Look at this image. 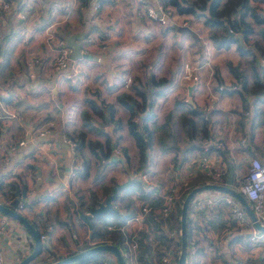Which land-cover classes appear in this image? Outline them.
<instances>
[{"label":"crops","instance_id":"0c3cea01","mask_svg":"<svg viewBox=\"0 0 264 264\" xmlns=\"http://www.w3.org/2000/svg\"><path fill=\"white\" fill-rule=\"evenodd\" d=\"M47 1L41 0L42 3ZM249 1L256 6L264 5L263 0ZM85 5L84 3L82 6ZM34 10L36 12L33 15H28L26 25L21 27L26 29L29 34V43L24 46L19 42L21 31L19 27L22 24L20 25L18 21H10L0 15V49L2 46L7 51L4 52L7 57L5 64L0 61V187L7 190L10 181H15L16 189L12 195L13 197H19V201L24 204L20 212L26 216L29 222L33 220L38 226L44 222L50 224V226L52 225L51 230L47 231V238L41 241L40 252L42 256L46 255L48 258L51 256V259H53L72 254L82 249L84 242L89 244L91 240V228H88L78 217L76 194H81L86 199L88 190L92 189L98 197L97 201L102 200L107 194L102 192L99 179L97 180V185L93 183L95 180L92 182V186L91 183L90 186L85 185V181L91 178L89 174L91 173V166H89L86 176H80L77 172L74 177L69 175L71 163H75L77 166L81 165L84 148L82 150L78 149L75 146L74 139L70 136L74 142L71 147L62 133L66 132L69 134L73 130L82 127L80 124V110L86 107L85 97L89 96L96 101L102 97L105 102L101 103L100 106L110 102L114 108L113 117L125 119L127 111L126 115H124L125 112L123 113L119 106L124 107L116 100V94L120 90L126 89L121 87L123 78L128 74L125 73L123 75L122 64L126 67H129V65L138 67L142 64L145 65L147 70L150 69L154 63L141 59V63L134 64L132 58L145 52L148 45L158 35L168 37L171 34L176 40L180 39L178 46L183 47V44L187 42L185 45L190 48V51L192 49L190 43L195 42L196 39L187 31L179 30L177 28L179 25L169 26L170 28L166 27L167 25L159 24L157 26L156 21L153 19L144 15H133L125 8V0L105 3L99 14L88 6L79 12L77 11L76 15H70L69 20L63 24L59 32L64 36L66 43V39H70L72 33L84 31L85 35L81 40L80 48L81 51L87 52L89 56L70 58L67 68L61 70L52 64V51L46 50L42 46L39 27L35 25V20L40 16H44L43 8L39 9L36 5ZM37 13L40 15H36ZM179 15L185 17V19H182L179 16L184 20L183 26H186L198 36L197 31L190 24L189 16L191 14L180 13ZM199 18L197 17L196 20ZM199 25L207 28V25L203 22H199ZM133 35L136 36V39ZM186 38L187 41H185ZM140 40H144V43H140ZM176 40H171V45L177 42ZM135 43L144 44L143 50L137 51L133 47ZM101 44H105V46L101 47ZM229 44L214 45V50H219ZM198 48L201 55V45ZM38 53L41 56V60L35 69V76H25V60L30 55ZM161 56L159 57L160 59ZM180 64L175 69L177 70L176 75L179 72ZM212 64L214 68L217 65L215 63ZM200 67V72L203 75L200 76L198 83L191 86L190 89L192 104L196 103V105L198 101L194 97L199 91L204 92L205 81L211 78L206 65L201 63ZM67 72L71 73L70 78L65 76ZM165 77L160 84L156 87L154 86L158 90V94L152 97V103L158 102L162 96L167 95L172 98L173 104L176 99L174 96L177 91L180 92L178 90L181 85L179 78L177 76L174 79L171 76ZM205 91L207 92V89ZM232 92L235 91L227 93ZM216 97L217 95L215 94L213 99ZM247 98L249 100L248 109L243 110L245 113L243 117L244 124H242L241 128L239 127V119L243 109V103L240 102L242 109L241 107L239 108V113L238 109L230 113L231 124L229 129H227L232 131L233 128H236L237 131L242 132L241 134L247 140L246 144L237 143L234 135L224 134L225 132H219L216 129L218 134H222L221 136L224 140V149L222 150L226 152L227 158L225 160L229 162L228 167L232 169V180L234 181L239 175L235 164L237 165L241 151H243V154L245 152L246 160L251 155H257L259 159L264 161V137L262 136L264 132V121L262 120L264 100L255 101L252 95H247ZM217 106H222L219 101L212 108H217ZM253 106L256 107V112L252 109ZM143 112H147V110ZM153 115L154 112L152 111V115L146 118L148 126L150 125L147 120L151 119ZM251 119L254 122L253 125ZM43 124L51 128L44 133H39V128ZM112 125L113 123H109L105 126V131L109 134L110 146L123 142L121 144L125 146H121V148L127 147L129 152L127 151L126 153L129 155L126 158L122 150L121 155L109 153V158L114 159L115 163H110L104 168L105 173L102 179L107 184L111 182V177L115 183L131 178L130 170L126 166L133 161L135 163V159L138 156L133 140L124 124L122 123L119 128L114 130H112ZM211 131L209 129L210 134L213 132ZM89 133L92 134L91 132ZM116 136H118V142L115 143ZM98 137L103 140L101 136ZM20 138L23 139V142L18 144L17 141ZM151 147L152 145L147 151V169L149 172L154 170L153 166L155 164V158L150 155V152L154 153L153 148L150 151ZM227 148H231L230 156ZM111 149L112 147H110ZM207 149L204 150L199 147V149H191L189 153L196 152L193 158H201L210 154L214 156L218 155L217 153L223 156L218 148L209 146ZM177 157L178 155L171 160L173 162L172 168L180 170L178 166L181 162H183L182 165L184 167L189 165L190 159H185V153L178 160ZM93 160L94 158L90 156V164ZM188 169L186 168L189 172L191 169ZM197 171H195L196 174L189 172L191 175H184L186 182L183 183V186L187 184V181L192 180L193 176L197 175ZM173 172V169L168 167L166 169L165 167L161 179L163 181L171 179ZM114 173L116 174L114 175ZM177 173L175 172V174ZM106 180H109V182ZM22 188H24V194H22ZM121 189L122 187L118 189L117 197L112 200V204L116 211L121 213L126 212L123 201L129 200L133 206L134 214L120 226L125 238H130L131 235L137 236V249L134 250L135 253L132 257L137 264H158L156 261L158 259L157 244L166 242L168 239L165 234L166 227L173 228L174 221L164 222L162 220L158 222L156 218L152 219L148 216L149 218L146 217L144 220V226L146 227L147 221L151 222V226L148 229L142 228L141 221H136L132 217L146 201H149V199L157 200L158 197L148 196V199H143L139 196L138 191H132L127 195L123 194ZM81 191L83 193H80ZM206 212L207 216H205L203 222L205 226L199 233L200 237L198 238L197 247L194 250L190 249L191 252L187 253L188 258L186 255L183 264H185L186 260V264H264L263 239L255 236L251 237L252 228L248 224L243 225L238 230L235 221L226 217V210L222 206H208ZM102 221L103 217H90L92 224L98 225ZM160 224L165 229L161 228ZM24 230L22 226L15 224L8 230L7 235L3 237L1 248L3 264H15L17 254V241L15 240L18 239V233L22 234ZM10 236L12 237L9 238ZM109 257L111 264H117L114 256L111 255Z\"/></svg>","mask_w":264,"mask_h":264},{"label":"trees","instance_id":"16d2710c","mask_svg":"<svg viewBox=\"0 0 264 264\" xmlns=\"http://www.w3.org/2000/svg\"><path fill=\"white\" fill-rule=\"evenodd\" d=\"M81 1L84 2L85 0ZM162 1L167 4H171L177 12H187L195 16H202L204 24H206L208 27V37L215 46L227 45L231 42H234L235 49L238 51V54L245 57L246 64L244 65V69L247 71L248 77L243 68L239 67L238 63H231V61L229 60L226 61L228 70H230L234 75L236 81L240 82V87H236V81L234 85L232 84L231 89H227L225 85H220L221 78L217 74V68L215 67L213 71L215 73L217 83H215L214 88H219L218 86L220 85V91H238L242 99L243 110L248 109L249 100L247 98V95H252L255 101L264 100V61L262 62L260 60L264 57V12H261L260 7L251 4L249 0ZM225 25L230 27L233 32H240L242 41L245 43L244 46H242L236 38L230 37L228 35L229 31H227ZM177 28L181 31H187L190 35L193 36V38L199 40L198 36H196L195 33L188 29L186 26L181 25ZM250 35L252 36V39L247 42V39ZM199 45L202 44L200 43ZM0 52V61L1 63L5 64V62L7 61V57L5 56L6 54L4 52L7 51L1 46ZM144 75L145 78H143L142 82L135 76L132 81L130 80V84H128L129 88L126 87L127 89L120 90L116 94V100L127 111V116L125 119L122 120L121 118L113 117L114 108L110 102L105 103L103 106H100L101 102L93 100V98L87 96L85 97L86 107H83L80 110V124L82 127L73 130L69 134L66 133L67 137H69L70 139H74L75 146L78 149L82 150V148H84L82 163L81 165L76 167L77 174L80 176H86L89 166H95L96 173L93 176V179L95 181L99 179L102 192L104 193L110 192L112 185L115 183L112 177L109 184L105 183L102 179L105 173V166L110 163H115L114 159L109 158L110 147L112 146H110L109 134L105 131V126L107 124L113 123L112 130H114L115 128H119L122 123L124 124L127 132L133 140L138 153V156L135 159L134 163L135 169H144L145 171L148 170L147 151L152 145V128L147 125L146 118L152 115V111H150L151 100L153 96L158 94V90L154 88V86L156 87L166 77L164 75L156 77L154 73L151 72V70H146ZM167 78L169 79V77ZM179 102H181L179 98H176L174 101V103ZM252 109L256 112L255 106H253ZM145 110H147V112H143ZM185 110L189 113V115L182 113L180 116V122L186 134L188 136H191L192 133L196 131L197 127H199L201 131V135L198 137V140L196 142L192 141L190 144H188L187 147L196 146L198 148H203V145L207 143V140L209 141L212 138V134L209 133V127H207V120L205 122L204 119L197 121L194 119L192 115L197 114V112L199 113L200 110L196 107V105L192 104V102H187V107H185ZM135 112L138 113V121L133 120V115L135 114ZM244 116V111H241V118L239 119L240 128L242 124H244ZM262 120L264 121V111H262ZM251 123L252 125L254 124L252 119ZM86 130H88V132H86ZM89 132H91L92 134H90ZM98 136H101L103 140ZM203 138L207 139L205 140L206 142L204 141L205 143L201 141V139ZM114 142H118V136H116ZM218 149H220L219 151L222 152L223 157L227 158L226 152L221 148ZM121 150L127 158L128 154L126 153V148L122 147ZM90 156L94 158L91 164ZM198 177L201 178V180L199 181L200 183L204 182L205 180H214L211 178L210 174L197 171V175L192 179L188 188L181 191L180 198L176 199L177 211L175 213V217L177 214V221H179L180 216V207L182 204L181 200H183L185 192L189 190L193 185L197 184L195 180ZM15 189V181H10L9 185L7 186V190L1 188L2 193L6 197L10 196V198H13L12 193ZM121 190L123 194L127 195H129L132 191H138L139 196L143 199H148L149 196V193L143 189L141 183L133 178H131L129 182L122 187ZM88 192L89 197L87 199H85L81 194H76L79 212L87 211L89 206L96 204L98 198L96 193L92 189H89ZM149 201H146V203L144 204L151 208L157 207L160 204L159 198H157V200L149 199ZM130 205L131 201L125 200L123 201V206L126 207V212L121 213L119 211H113L110 213H106L103 216V221L98 225L91 223L90 235L91 240L94 241L93 244L112 243L116 245L119 250L126 249L125 245L123 244V240L125 239V237L120 229V226L127 218L131 217L134 214L133 206ZM188 220L189 218L186 214V246L189 248L190 246H192V242H190ZM30 223L37 230L38 234H40L41 232L47 234V226L49 224H47L46 222L39 226L33 220L30 221ZM88 246H90V244L84 242L82 249ZM111 255L112 253L110 251L102 250L65 264H105V262L110 260L109 256ZM63 257H55L53 259H50L48 262H44L43 264H48Z\"/></svg>","mask_w":264,"mask_h":264},{"label":"rangeland","instance_id":"374dc122","mask_svg":"<svg viewBox=\"0 0 264 264\" xmlns=\"http://www.w3.org/2000/svg\"><path fill=\"white\" fill-rule=\"evenodd\" d=\"M90 1L91 0H85L84 2H82L81 0H74L71 8L68 9V10H66L65 5H63L62 6L63 15H76L77 11L79 12L81 9H85L88 6L91 7ZM159 1H160L159 5H161L162 11L168 10L170 12L169 21L167 23H165V24L160 23L155 18L149 16V14L147 13L146 7H152L153 3H155L153 0L151 2H143L138 7V9L136 11H133L132 7L127 5V3L125 1V8L128 11H130L133 15H144V16L150 18V19L155 20L157 26H159V24L160 25H167L166 27L170 28L169 26L173 27L175 25H179L180 26V25L184 24V22H183L184 20H182V19H185V17L183 15L180 16L179 14L180 13H187V12H177L175 10V8L171 4L164 3L162 0H159ZM114 2H116V0H99L98 6H97L96 9H94V11L99 14V12L101 11V8H103V5L105 3H114ZM84 3L86 5L82 6ZM36 5L38 6L39 9L44 7L41 4V0H24V4L22 6L26 7L28 9V11H27L25 22L18 21V22H20V25L22 24L21 26L19 25L20 26L19 28H21L23 25H26V23L28 21L27 20L28 19V15H33L36 12L34 10V7ZM257 6L259 7L260 5H257ZM260 9H261V12H264V5L260 6ZM48 12L49 11H47V13ZM74 12H75V14H74ZM8 14H9V12H7V10H5L4 8H0V15L4 16L6 19H8V16H11V15H8ZM189 14H191V13H189ZM184 15H187V14H184ZM179 16L182 17V19ZM42 17L43 16H40V17H38L35 20V22H36L35 25L36 26H38V27L40 26V25H38V23H39V21L41 20ZM192 17H193V19H192ZM197 17L198 18L200 17V18L198 20H196ZM189 18H190V22H191L190 23L191 27H193L197 31L198 38H199V40L195 41L191 37L192 40L195 41V42L191 41L192 43H190V45L192 47L191 51H190V48H187L186 45H185L187 42H185L183 44V47L178 46L179 45L178 41L180 39L178 38L176 40L174 38V36H172L171 34H170V36H168L170 38H168L167 36L164 37L162 35L161 36L158 35L157 38L153 39L150 44L148 43L149 45L146 44V45H148V47L145 49V52H142L140 55L133 56V58H132L134 64L141 63V59L143 61H146V62L150 61V63H152V64L154 63L153 66L150 69H148V70H151V72L154 73V75L156 77H158L160 75H165V76H171L172 79H174V77H176V76H177V78H179L178 77L179 72H177V75H176V71L177 70H175V69H176L177 66H179L180 63H182L183 60H185V58H188L190 60V64H191L192 69L196 72V74L198 76V79H197L196 83L181 82L180 81L181 85H180V87H178V90L180 92L177 91L176 95L175 96L173 95V96L175 98L179 97L181 102L172 104V102H173L172 98H169L167 95L162 96L158 100V102H156V103H152L151 102V109L150 110L154 112V115H153V117L151 119L147 120V122L149 123L150 127L152 128V131H151L152 147L150 148V151L153 148L154 153L150 152V155L155 158V164L153 166L154 170L152 172L151 171L149 172L148 170H146V172L148 173L149 177L152 179L153 182H155V183H159L160 182L161 183V182H163V179H161V177H162V173H163L165 167H166V169H167V167L171 168L174 171L173 175H172L173 177H170L171 179H167L166 181L174 183V184L177 183L179 185L178 186V190L176 192V195H174V197H173V201H174L173 210L168 214V216L165 219H163L164 222L174 221V225L172 224L173 228L166 227V231L168 229H174L175 230V237L173 239H171V240L173 242H175L174 251L176 253V258L178 256L179 248H180V230H179V221L176 220L177 214H176V217H175V213H176L177 210L174 212L175 201H176V199L180 198L181 191H183L186 188H188V186L190 185V183L192 181V180L187 181V184L183 186V183L186 182L185 178H184L185 177L184 175H189L190 174L189 172L195 173L196 170L192 171V170L188 169L189 170V172H188L186 170V168H188V167L187 166L184 167L182 165L183 162H181L179 164V166H178L180 170H176L175 168H172L173 167V162L171 160L176 155H178L177 160L180 159V157H182V155L184 153L186 154V158L185 159L186 160L190 159L189 162L191 160H196V159L199 158V157L198 158L197 157L193 158V156L195 155L196 152L195 153L192 152V154L189 153L191 151V149H199V148H197L196 146H193V147H187V146L192 141L196 142L198 140V137L201 135V131H200L199 127H197L196 131L194 133H192L191 136H188L186 134L185 130L183 129V126L181 125L180 116H181L182 113H185L186 115H189V113L186 112L185 107H187V102H192V99H191L190 91H188V90L186 91V89H188V85H190V84L192 86L197 84L199 79H200V76L203 75L202 72H200L201 63L206 65V67L209 70V75H210L211 78L210 79H206V81H205V86L206 87L204 89V92L199 91V93L194 97L198 101L197 105H196V103H194V104L196 105V107L200 111H199V113L197 112V114H194L192 116L194 117V119L196 121L204 119L205 122H206V120H207V127H209L210 131L211 130L213 131V132L211 131L212 132L211 140L216 138L219 141H224L223 137L221 136L222 134H218L216 132V129H218L219 132H223V133L225 132L224 134H228L229 133L232 136L234 135L236 137V142L237 143H240V144L241 143H245L246 144V142H247L245 136H243L241 134L242 132L240 133L239 131L236 130V128L232 127L233 128L232 131H228L227 130V129H229V126L231 124V122H230V120H231L230 119V113L234 112L235 109H238V113H239V108L241 107L240 102L242 103V99H241L240 94L238 93V91H235V92H232V93H227V92H224V91H220V88H214V85H215V83H217V81H216L215 73L213 71L214 66L212 64V63H215V65L217 64L216 65V68H217L216 71H217V74L219 75V77L221 78L220 85H222V86L225 85V87L227 89H231L232 88V84L234 85L236 79H235L234 75L231 73V71L228 70L226 61L229 60V61H231V63H238L239 67L243 68L244 72L247 75V71L244 69L245 68L244 65L246 64V59H245V57L240 56L238 54V51L235 49V43L234 42H231L226 47H221L219 50H214V48H215L214 44L212 43V41L208 37V27L205 28L204 26L199 25V22L200 23L203 22L202 16H192V14H191L189 16ZM66 21H68V20H65L60 25V27H58V33L60 35H61V33L59 32V30L63 27V24L66 23ZM18 22H17V27H18ZM187 23H188V21H187ZM188 25H189V23H188ZM225 26H226L227 31L231 32L232 34L240 33L239 31L233 32L230 27H228L227 25H225ZM21 30H25V29L21 28ZM167 31H170V30H167ZM168 33H170V32H168ZM195 35L197 36L196 33H195ZM61 36L63 38V41L65 42L64 36L63 35H61ZM133 37L136 39V36L133 35ZM173 39L176 40L177 42L172 43V45H171V40H173ZM251 39H252V36L250 35L248 37V39H247V42H249ZM185 41H187V38L185 39ZM197 41H198V43H197ZM180 42H183V41H180ZM140 43H144V40H140ZM188 43H189V40H188ZM200 43L202 44L201 45V48H202L201 55H200V49L198 48L199 47L198 44H200ZM143 45L144 44L135 43L133 45V47L135 49H137V51H142L143 50ZM244 45H245V43H244ZM42 46L44 47V49L47 50L45 43L42 42ZM52 54H53V52H52ZM203 54H204V56H202ZM160 56H161V59L159 58ZM40 58H41V56L38 53L37 65L40 63V60H41ZM260 60L263 62L264 61V57L261 58ZM121 61H124V60H121ZM143 63H145V62H143ZM52 64L55 65V62L53 61V57H52ZM180 66H181V64H180ZM121 67H122L121 70H123L122 73L124 72L123 75L125 73H128L130 75V80L131 81L133 80V78H135V76H136V78L140 79L141 82L143 81V78H145L144 74H145V71L147 70L145 68V65L141 64L138 67H135V65H134V67H131L129 65V67H126L124 64H122ZM247 77H248V75H247ZM128 84H130V83H128ZM126 87L129 88V85H127ZM126 87H122V88L124 89ZM181 87H182V89H181ZM236 87L237 88L240 87V82L239 81L237 82V86ZM206 89H207L208 94L205 91ZM112 94H113V92H112ZM215 94L217 95V97L218 96L219 97L218 98L216 97L215 99H213L215 97ZM221 98H223V99H221ZM97 101H99L101 103L105 102V100L102 97H100ZM218 101H219V104H221L222 106H217V108H212V107H214V105H217ZM119 107L121 108L123 113L125 112L124 115H126V110L124 108H122L121 106H119ZM241 109H242V107H241ZM241 111H243V109ZM136 115H137V118L136 119L133 118V120H137L138 119V113L137 112H135L133 117L136 116ZM41 126L42 127L39 128V129H42L41 132L48 131L51 128L50 126H47V125H44V124L41 125ZM262 136L264 137V132H263ZM205 140H207V139L206 138L201 139V141H203V142ZM207 142H208V140H207ZM121 143H123V142H121ZM121 143L119 142V143H116L117 145H114L115 146L114 148H116L118 150L117 154H119V155H121V149H120L121 146H125V145H122ZM223 147L224 146H222L221 149H224ZM227 149H229V156H230L231 148H227ZM127 151L129 152V150L126 147V152ZM217 154H218L217 155L218 164L216 166L218 168L215 171L212 170V173H211L212 176L210 175L211 178L214 179V180H205L204 182H209V181L223 182L222 180L225 179L224 177L227 175L226 173L229 171V167H228L229 166L228 165L229 162H227L225 160V158L220 153H217ZM244 154H245V152H244ZM244 154H243V151H241L240 155L238 156V160H237L238 162L236 161L237 165L235 164V168H237V172L239 174L243 173L244 170H245V165H246V162H247L246 161L247 156L246 155L244 156ZM210 157H214V156L210 155ZM169 159H170V161H169ZM133 162L126 166V167H128V169L130 171H133L135 169L133 167L134 166ZM164 165H165V167H164ZM205 171L206 172H204V173L208 172V170H205ZM216 171H217V174H215ZM175 172H178V173L175 174ZM222 172H224V173L221 175V178H219V176H220V174ZM95 173H96V168H95V166H92L91 173H89L91 175V178L89 177L90 179L85 181V185H89L90 186V183H91V186H92V182L94 181L93 176L95 175ZM115 174L116 173H114V175ZM110 175H111V172H110ZM130 176H131V172H130ZM195 176H193L192 178H194ZM105 179H107V178L105 177ZM200 180H201V178L198 177V178H196L195 182H197V184H200V182H199ZM106 181L109 182V180H106ZM93 183H94V185H97V181H95ZM197 184H195V185H197ZM54 185L56 187V183ZM211 190L213 191V190H217V189L208 188L207 190L206 189H202V190H198V191L194 192L190 196V198L188 200V203H187V206H190V199H191V197L193 195L196 196V197H201L204 193H206L208 191H211ZM186 192H185V194H186ZM80 193H83V192L81 191ZM0 194H1L2 197L9 199L8 203L6 205H10V203H11L10 200H12V198H10V196L6 197L2 193L1 188H0ZM86 195H87L86 196V199H87L89 197V192ZM24 198H26V197H24ZM220 205L222 206V208H224L226 210L225 205L222 204V203H218L217 205H214V207H219ZM23 207H24V204H23ZM186 209H187V207H186ZM16 210L20 212V208L16 207ZM187 213L188 212H186V214ZM11 219L14 221V226H15V224H19L20 226L23 227V225L20 222H18L16 219H14V218H11ZM189 221H188V227H189V231H190V242H192V246H190L189 248L186 246V255H187V253L191 252L192 249L194 250V248L197 247L196 245L199 242L198 239H197L198 237L196 239L192 240V237L194 236V234H196L197 230L199 231V226H198V223H197L196 220L195 221L192 220L191 214H190V217H189ZM176 226H178V227H176ZM24 231L27 232L26 229ZM7 232H6L5 235H7ZM165 234H166V232H165ZM31 240H32V238H31ZM167 240H166L165 243H163L164 245L167 244ZM93 243H94V241L90 240L89 244H93ZM157 245H159V244H157ZM16 246H17V244H16ZM135 249H137V246L134 248V250ZM134 250L132 251V255H134V253H135ZM157 255H158V259H159V254L157 253ZM2 256H3V253H2ZM112 256H114V255L112 254ZM24 257H22V258H24ZM36 257L38 259H43L44 257H48V256H46V255L42 256V253L40 252L39 254H37ZM49 257H50L49 259H51V256H49ZM22 258H19L18 256H16L15 264H17V262L19 260H21ZM114 258H115V256H114ZM187 258H188V255H187ZM158 259H156L157 263H158ZM115 260H116V258H115ZM133 260L135 261L134 258H133ZM186 262H187V260L185 261V264H186ZM27 264H33V260L31 262L27 263ZM109 264H111V260H110ZM113 264H116V263H113ZM135 264H137L136 261H135Z\"/></svg>","mask_w":264,"mask_h":264},{"label":"built area","instance_id":"2783aa9c","mask_svg":"<svg viewBox=\"0 0 264 264\" xmlns=\"http://www.w3.org/2000/svg\"><path fill=\"white\" fill-rule=\"evenodd\" d=\"M127 5L131 6L133 11H136L138 7L143 2H151L152 0H125ZM152 7H146V11L149 16L155 18L160 23H167L169 21L170 12L168 10L162 11L161 5H159V0H153ZM74 0H48L46 3L41 4L43 7L44 16L39 21V33H40V41L46 44V48L53 52V61L55 62V67L61 70H64L69 65L70 60V47L63 41L62 36L58 33V27L65 21L69 20L70 15H63L62 6L65 5L66 10L70 9ZM99 0H91L90 5L91 9L94 10L98 6ZM24 0H0V8H4L9 12L8 19L11 21H23L26 20V15L28 9L24 6ZM47 11H49L47 13ZM46 13V14H45ZM36 15H40L37 13ZM183 25V24H182ZM19 41L21 45H27L29 43V34L28 31L21 30ZM105 44H101V47H104ZM37 59L38 54H32L29 58L25 60L26 70L24 71V75L28 77L35 76V69L37 67ZM65 76L71 77V73H65ZM179 81L181 82H192L196 83L198 76L196 72L192 69L190 61L185 59L182 61L180 69H179ZM130 81V75L127 74L123 78L121 83V87H126ZM221 87L220 85L218 86ZM137 118V115L133 117ZM42 129H39V133ZM63 137L66 141L71 145H74L73 140L67 137L66 133H62ZM19 143L23 142V139H19ZM242 142V141H241ZM209 146L214 148H222L224 146L223 141H219L218 139L209 140L204 146L203 149H207ZM112 147L110 152L112 154H117L118 150ZM224 148V147H223ZM212 155V154H210ZM203 156L196 160H191L189 165L187 166L191 170H200L206 172L208 170V174L211 175L212 170L215 171L218 167L217 155L214 157ZM245 170L243 173L239 174L238 177L233 180L232 187L241 193L247 200L253 215L257 222L261 225H264V161L259 159L257 155H251L246 160ZM76 167L75 163H71L69 175L74 177L76 175ZM212 169V170H211ZM131 172V177H133L136 181L141 183L143 189L149 193L150 197H158L160 199V204L157 207H149L146 204L141 205L140 209L136 212V214L132 217L136 221H141L142 228L148 229L151 226V222L147 221L146 227L144 226V220L146 217H150L158 222H161L165 219L168 214L173 210L174 201L173 197L176 195L178 190V184H174L171 182L163 181L161 183H155L149 177L148 173L144 169H134ZM206 173V174H207ZM219 173V172H218ZM222 172L219 176L221 178ZM217 174V171L215 172ZM212 176V175H211ZM223 181V180H222ZM207 190V189H206ZM154 194V195H153ZM194 196V195H193ZM191 197L190 206L186 212H188V218L190 217L192 220H196L199 226V231L197 230L196 234L192 237V240L199 238V233H201V229L205 226L203 224L205 216H207L206 209L208 206H214L218 203H222L226 207V217L229 220H234L235 225H237V229L240 230L243 225L248 224L251 228V237H258L263 239L262 243V251L264 252V230L256 229L252 222L250 221L246 210L243 205L234 195L219 191V190H211L204 193L201 197ZM7 198H4L0 194V201L2 204L8 203ZM221 206V205H220ZM18 208H23L22 201H19L17 204ZM148 217V218H149ZM14 226V221L11 217L6 214L0 212V264H3V256H2V241L6 232ZM48 230H51V226L48 225ZM160 227L164 228L162 224ZM165 229V228H164ZM166 235L168 237L167 244H159L157 245V253L159 254L158 264H176L177 258L176 253L174 251L175 242L171 239L175 237V230L168 229L165 230ZM46 233L41 232L38 234L40 241L46 239ZM10 236L9 238H11ZM127 238V237H126ZM123 240V244L126 249L119 250L122 255L125 264H135V261L132 257V251L136 247L137 236L131 235L130 238ZM197 238V239H198ZM17 241V254L19 258L24 257L29 254L32 249V240L31 236L28 232L23 231L22 234L18 233ZM33 260V264H43L44 262H48L50 259L48 257H44L43 259H38L35 257ZM31 260V261H32ZM30 261V262H31ZM109 260L105 262V264H109Z\"/></svg>","mask_w":264,"mask_h":264},{"label":"water","instance_id":"95a60500","mask_svg":"<svg viewBox=\"0 0 264 264\" xmlns=\"http://www.w3.org/2000/svg\"><path fill=\"white\" fill-rule=\"evenodd\" d=\"M84 35H85L84 31H79L76 33H72L70 35V39L69 38L66 39L67 45L71 48V53L69 55L71 59H74L77 57L89 56L87 52L81 51V48H80L81 40L83 39ZM228 35L230 37L236 38L237 41L242 46H244L240 33L232 34L231 32H228ZM191 86L192 85H188V91H190ZM232 173H233L232 169H229L223 182L209 181V182H203V183L194 185L184 195L182 204L180 207V216H179L180 248H179V253L177 256L176 264H183L185 260V255H186L185 216H186V210H187L186 207H187V203H188L190 196L198 190L214 188V189L221 190V191L234 195L243 205L253 226L258 230H264V225H261L257 222L249 204L247 203L246 198L232 187V182H233ZM131 178H126L123 181L116 182L115 184L112 185L110 192L107 193L102 200H98L95 205L89 206L87 211L78 213V217L88 226V228H91L90 217L101 218L107 212L116 211L115 207L112 204V200H114L117 197L118 189L126 185ZM23 190L24 188H22V194H24ZM18 203H19V197H16V196L12 198L9 206L2 204L0 201V212L20 222L23 225V227L27 230L28 234L31 236L32 242H33L31 251L24 258H22L21 260L17 262V264H27L32 259H34L37 256V254H39L41 250V241L39 239L37 230L31 225V223L28 221V219L23 214H21L19 211L16 210ZM102 250H108L112 252V254L116 258L117 264H125L120 254L119 249L117 248L116 245L112 243L91 244L90 246L86 248L80 249L72 254H69L58 260L52 261L48 264H65L68 262L78 260L94 252H98Z\"/></svg>","mask_w":264,"mask_h":264}]
</instances>
